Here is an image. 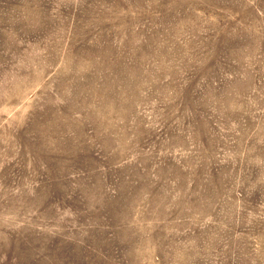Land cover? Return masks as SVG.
<instances>
[{
  "label": "rangeland",
  "instance_id": "374dc122",
  "mask_svg": "<svg viewBox=\"0 0 264 264\" xmlns=\"http://www.w3.org/2000/svg\"><path fill=\"white\" fill-rule=\"evenodd\" d=\"M0 264H264V0H0Z\"/></svg>",
  "mask_w": 264,
  "mask_h": 264
}]
</instances>
